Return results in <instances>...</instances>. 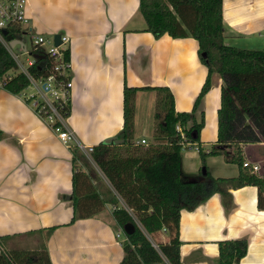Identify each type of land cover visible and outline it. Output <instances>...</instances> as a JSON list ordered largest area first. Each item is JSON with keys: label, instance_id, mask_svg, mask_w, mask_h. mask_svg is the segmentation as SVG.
<instances>
[{"label": "crops", "instance_id": "crops-1", "mask_svg": "<svg viewBox=\"0 0 264 264\" xmlns=\"http://www.w3.org/2000/svg\"><path fill=\"white\" fill-rule=\"evenodd\" d=\"M139 3L29 0L32 37L49 39L59 34L70 39L73 89L65 123L85 148L116 138L123 130L126 85L166 87L174 96L176 112L190 113L207 79L208 69L200 61L197 41L168 35L156 39L147 31ZM223 32L227 46L264 52V0H223ZM3 85L0 82V238L8 237L7 241L16 245L30 237H46L49 228H56L45 241L52 264H120L126 237L115 227L112 206L71 224L72 149L59 140L25 92L13 95ZM223 86L222 77L214 73L211 89L194 113L193 121L205 120L203 149L217 141ZM152 94L158 92L141 90L135 97L136 143L150 139L147 134L138 136V125L153 133L162 115L156 114L154 96L148 99ZM219 148L228 158L235 151ZM242 148L245 163L264 165V143ZM213 159L216 157L209 158ZM209 172L213 178H222ZM190 173L200 177V173ZM229 193L227 205L216 193L195 210L182 211L180 251L184 264H219V242L225 240L248 242V253L240 264H264V209L258 207V189L246 186ZM157 236L164 244L170 240L166 231Z\"/></svg>", "mask_w": 264, "mask_h": 264}, {"label": "trees", "instance_id": "trees-1", "mask_svg": "<svg viewBox=\"0 0 264 264\" xmlns=\"http://www.w3.org/2000/svg\"><path fill=\"white\" fill-rule=\"evenodd\" d=\"M139 10L147 31L156 39L168 35L173 39L192 37L197 41L200 61L208 69L207 79L190 113L176 112L174 96L166 87L125 86L124 124L116 136L117 142L95 146L90 154L91 162L80 148L72 149L74 218L71 224L97 215L111 205L115 227L126 236L120 264H184L180 251L183 210H195L216 193L223 196L227 205L231 196L229 190L246 186L257 187L258 207L264 209V176L244 166L242 148L264 143V52L225 44L223 0H140ZM34 55L44 57L34 58L35 63L29 67L30 75L37 79L48 77L52 58L41 50L33 51ZM65 56L70 61V51ZM16 66L0 43V81ZM214 73L224 82L218 109L217 141L208 152L200 148L207 175L204 177L201 173L195 178L182 171V150L185 143L201 145L205 120L195 122L190 129L188 124L194 120V113L210 91ZM29 86V78L20 73L5 81L3 88L13 95H21ZM141 90L158 92L162 113L153 142L147 145L134 140L135 97ZM219 147L234 148L233 156L228 158V153ZM223 155L227 162L238 166L237 177L210 175L207 159ZM55 229L47 230L46 240ZM161 231H166L170 240L157 249L151 236ZM7 239L0 238V264H52L45 241L32 250H6L2 241ZM219 252V264H240L248 253V242L221 241Z\"/></svg>", "mask_w": 264, "mask_h": 264}, {"label": "built area", "instance_id": "built-area-1", "mask_svg": "<svg viewBox=\"0 0 264 264\" xmlns=\"http://www.w3.org/2000/svg\"><path fill=\"white\" fill-rule=\"evenodd\" d=\"M28 4L29 0H0V43L10 53L16 64L20 66L22 73L29 78V88L33 89V93L27 95V98L56 133L59 140L66 147L70 149L78 147L86 155L90 156L94 147L85 148L78 143L74 134L67 128L65 123L71 107L73 89V81L70 78L72 67L65 56L66 52L70 51V39L66 36H61L62 43L56 46L54 36L48 39L45 36L36 35L32 37L33 49L29 52L22 38V35L30 33L29 23L31 18L27 14ZM5 30L8 35L13 37L14 42H16L15 45H12V42L7 40V37L3 34ZM13 35L17 37L15 38ZM19 43H22V45ZM18 45L21 46L25 54L32 56L33 51L41 50L52 58L53 64L48 77L37 79L30 75L29 67L35 63L34 56L28 62L27 67L22 65L19 56L12 51ZM177 130L181 132L180 127H177ZM141 143L147 144V141L142 140ZM185 145L193 147L198 153L200 152L201 147L197 143H185ZM244 166L251 168L254 173L259 171L257 165L245 163Z\"/></svg>", "mask_w": 264, "mask_h": 264}, {"label": "rangeland", "instance_id": "rangeland-1", "mask_svg": "<svg viewBox=\"0 0 264 264\" xmlns=\"http://www.w3.org/2000/svg\"><path fill=\"white\" fill-rule=\"evenodd\" d=\"M37 30L35 29L34 31L37 32ZM22 38L25 41V44L28 48V51L31 52V50L33 49L32 33L22 35ZM12 51L15 55L19 56V60H20L21 64L24 65L25 67H27L28 62L33 59V57L30 54L24 53V51L22 50L20 45L13 48ZM20 73H22V70H21L20 66L17 65L13 70L8 72V74L5 76V78L3 80H1L0 82L3 83L9 79H12ZM25 93L27 95L32 94L33 89L28 88V89H26ZM151 96L153 97L154 94L148 96L149 100H151ZM159 106H160L159 105V95L156 94L154 96V107H155V110L157 111L156 114L157 113L160 114V112H161ZM159 120H160V118H159ZM158 123H159V121H158ZM158 123L156 125H154V127H153L154 130H156ZM194 123H195V121H192L191 124H189L188 128L190 129ZM196 123H198V122H196ZM142 127L143 126L141 124L138 125V129H139L138 136L141 137V136H143V134H147V136L150 137V139H147V144H151L153 142V136H154L155 131L152 133V132H150L151 130H147L145 127H143V128ZM80 141L84 144V141H82V139H80ZM105 141L106 140H104L102 142L104 143ZM204 150L208 151L209 149L208 150L204 149ZM225 159L226 158L224 155L223 156H217L216 159H213L212 161L209 160V158H208L206 165H207L208 169H210L211 173L214 174L216 177H222V178H234V177H236L237 172H238V166L236 164H233L230 162H225ZM89 160L91 162V158H89ZM258 167H259V171L256 173L259 175H260V173L263 174L264 173V165H259ZM204 169H205V167L203 165V161L200 157V154L193 147H190L187 145L183 146V150H182V171L185 174L188 173V175H190L191 174L190 172H193L195 174L196 173L201 174V173H203ZM121 234H122L123 238L126 237L124 233H121ZM160 236H161V234H160ZM151 237H152V243L158 249V245L163 243L162 239L159 238V236H157V235L151 236ZM166 237H168V236L166 235ZM44 241H46L45 237L44 238L43 237L42 238L30 237L24 241H21L20 243H17L16 245L10 243L7 240H4L2 242L4 243V245H5L4 247L6 248V250H11V249L32 250V249L38 248L40 246V244Z\"/></svg>", "mask_w": 264, "mask_h": 264}, {"label": "water", "instance_id": "water-1", "mask_svg": "<svg viewBox=\"0 0 264 264\" xmlns=\"http://www.w3.org/2000/svg\"><path fill=\"white\" fill-rule=\"evenodd\" d=\"M3 34L7 37V40H9L10 42H12V45H15L16 42H14L13 40V37L11 35H8V32L5 30L3 31ZM54 41H55V45L56 46H59L62 42H61V35L57 34L54 36ZM18 44V43H17ZM20 45H22V43H19ZM41 57H44V56H39V55H34V58H41ZM113 142H117L116 141V138H109L107 139L104 143L105 144H111ZM203 174L204 175H207V172H206V168L203 170Z\"/></svg>", "mask_w": 264, "mask_h": 264}]
</instances>
